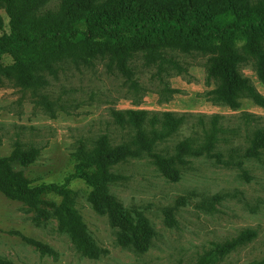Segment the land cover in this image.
<instances>
[{"label": "rangeland", "instance_id": "374dc122", "mask_svg": "<svg viewBox=\"0 0 264 264\" xmlns=\"http://www.w3.org/2000/svg\"><path fill=\"white\" fill-rule=\"evenodd\" d=\"M58 0L48 4L53 8ZM3 31L7 18L0 11ZM1 34V32H0ZM185 72L171 73L159 81L152 68H140L136 61L137 88L118 75L108 74L100 63L79 71L68 66L64 72L48 78L43 94L46 101L29 91H21L8 82L0 84V158L7 157L14 144L39 149L35 161L21 166L13 161L11 170L30 186L63 183L74 170L73 154L82 145L92 148L104 135L110 146L120 142V132L111 121L112 110H137L186 114L185 124L156 151L172 146L191 135L189 126L196 115H219L224 127H239L240 114L254 117L264 125V109L248 99L232 110L211 104L203 95L213 86L205 80L204 58L179 57ZM7 55L0 56L9 65ZM240 73L247 77L264 97L261 85L249 65ZM40 101V102H39ZM50 105V106H49ZM219 159L187 157L179 175L171 178L157 170L145 155L126 157L110 166L121 174V182L109 186V193L126 210V235L140 230L144 222L153 229L151 243L142 251L123 246L107 214L87 199L89 188L78 179L67 188L73 193V208L84 225L87 241L78 242L69 228L58 221L60 199L41 196L27 205L0 194V261L7 264H190L195 253L210 242L235 236L252 228L256 237L230 251L218 264H250L264 260V153L241 159L238 155ZM172 209L170 226L164 211ZM140 226V227H139Z\"/></svg>", "mask_w": 264, "mask_h": 264}, {"label": "trees", "instance_id": "16d2710c", "mask_svg": "<svg viewBox=\"0 0 264 264\" xmlns=\"http://www.w3.org/2000/svg\"><path fill=\"white\" fill-rule=\"evenodd\" d=\"M50 1L0 0V11L7 18L5 32L0 15V56L7 55L11 61L0 63V84L6 81L46 101L43 91L48 78L54 79L68 66L79 71L100 63L106 73L137 88L136 61L140 68H152V77L160 81L173 72H185L179 57L199 55L204 58L205 80L213 86L203 93L207 101L236 110L240 100L248 99L264 109V97L239 70L249 65L264 86V0H58L53 8L48 6ZM110 117L120 142L110 146L102 135L92 148L80 145L73 154L74 170L60 185L30 186L22 181L9 163L27 166L39 149L15 143L9 155L0 158V194L27 205L45 194L55 195L60 199L58 221L84 242V225L67 188L71 180H81L89 188L87 199L120 230L121 245L142 251L141 244H150L154 231L142 222L132 237L126 235V210L109 193V186L124 177L111 171V165L145 155L157 170L176 178L187 157L219 159L223 153L227 158L247 159L264 153V125L246 113L239 116L242 137L239 127L222 126L219 115H196L189 126L191 135L171 150L158 151L156 147L185 124L186 114L127 109L112 110ZM163 215L171 226L172 209ZM255 237V229L245 228L233 237L210 242L193 255L190 264H218ZM250 264H264V260Z\"/></svg>", "mask_w": 264, "mask_h": 264}]
</instances>
